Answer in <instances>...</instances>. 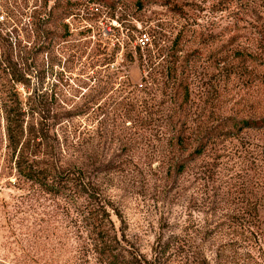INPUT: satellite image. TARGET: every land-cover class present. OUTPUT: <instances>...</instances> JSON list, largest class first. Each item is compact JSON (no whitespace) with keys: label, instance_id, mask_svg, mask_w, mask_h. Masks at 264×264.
Segmentation results:
<instances>
[{"label":"rangeland","instance_id":"1","mask_svg":"<svg viewBox=\"0 0 264 264\" xmlns=\"http://www.w3.org/2000/svg\"><path fill=\"white\" fill-rule=\"evenodd\" d=\"M6 1L42 13L19 24L29 91L41 85L61 165H81L125 247L167 249L166 264H264V126L225 134L231 118H264V0ZM0 172V264H93L59 197Z\"/></svg>","mask_w":264,"mask_h":264},{"label":"trees","instance_id":"2","mask_svg":"<svg viewBox=\"0 0 264 264\" xmlns=\"http://www.w3.org/2000/svg\"><path fill=\"white\" fill-rule=\"evenodd\" d=\"M107 5L114 8L112 3ZM1 10L5 16H1L0 21V170L13 175L15 183H27L39 192L63 201L65 209L79 219L88 235L92 249H88L87 256L93 258V264H166L167 249H152L148 257L138 249L125 247V233L115 226L107 203L99 198L98 188L84 180L81 165L74 164L68 169L61 165L60 144L56 136H50L54 126L50 120L54 115L47 106L41 85L29 91L32 78H38V73L33 72L35 64L30 62L33 58L30 49L26 50V45H22L26 39H21L18 33L22 18L28 17L36 26L43 20L42 13L11 8L6 0H1ZM37 31L41 36L43 31L40 28ZM22 47L25 50L22 51ZM139 48L138 45V51ZM168 70L175 74V67L170 66ZM173 87L186 96L187 85L181 79ZM262 126L264 118H231L225 134L233 136L243 128ZM181 135V125L175 126L174 139L178 147L183 143ZM204 138L195 142L193 155L196 157L206 146ZM8 184L12 183L8 181Z\"/></svg>","mask_w":264,"mask_h":264},{"label":"built area","instance_id":"3","mask_svg":"<svg viewBox=\"0 0 264 264\" xmlns=\"http://www.w3.org/2000/svg\"><path fill=\"white\" fill-rule=\"evenodd\" d=\"M147 40H148V39L145 37V35H144V37H139V39H138V44H139L140 46H143V45L146 44Z\"/></svg>","mask_w":264,"mask_h":264}]
</instances>
